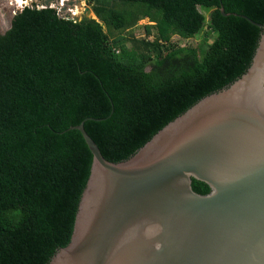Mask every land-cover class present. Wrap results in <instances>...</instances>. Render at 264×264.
Instances as JSON below:
<instances>
[{"label":"trees","instance_id":"16d2710c","mask_svg":"<svg viewBox=\"0 0 264 264\" xmlns=\"http://www.w3.org/2000/svg\"><path fill=\"white\" fill-rule=\"evenodd\" d=\"M89 1L96 20L32 5L0 34V264H48L69 243L92 163L69 127L84 122L107 161L126 160L245 73L261 30L240 16L264 25V0ZM143 19L153 39L131 34ZM204 28L215 38L201 58L170 41Z\"/></svg>","mask_w":264,"mask_h":264},{"label":"water","instance_id":"95a60500","mask_svg":"<svg viewBox=\"0 0 264 264\" xmlns=\"http://www.w3.org/2000/svg\"><path fill=\"white\" fill-rule=\"evenodd\" d=\"M34 3L81 19L70 12L81 0ZM83 16L96 20L91 1ZM240 17L261 30L245 73L126 160L107 161L84 122L68 128L92 163L70 241L48 264H264V25Z\"/></svg>","mask_w":264,"mask_h":264},{"label":"rangeland","instance_id":"374dc122","mask_svg":"<svg viewBox=\"0 0 264 264\" xmlns=\"http://www.w3.org/2000/svg\"><path fill=\"white\" fill-rule=\"evenodd\" d=\"M32 1H33V3H31L28 6L31 7L32 5H35V3H34L35 0H32ZM87 1L88 0H81V5L79 7L74 8L77 11L76 16H79L81 18L83 17L84 7L86 6ZM12 6H13L12 1L0 0V34H4L10 28L11 20L15 16L13 14V7ZM51 7L56 9L59 12V14H61L60 8L57 7L56 4L51 5ZM74 9H72L70 11L71 14L74 11ZM200 12L205 16L206 21H208L209 11L200 9ZM61 16H63V17L69 16L71 18L70 13H67V14L62 13ZM152 25H153V23L149 22L148 19H143V20H140L137 23V25L130 32L136 38L148 37V39H153L155 37V31L152 28ZM146 27H149V30H150L149 35H147V33H146V29H145ZM103 30L106 31V28H103ZM206 35H207L206 30L204 28L194 38L181 39L177 36H173L170 39V41L179 47L189 46L192 48H197L198 58H201L202 52H203L202 48L205 49L210 43H212V41L215 38L214 35H209L207 37H206Z\"/></svg>","mask_w":264,"mask_h":264},{"label":"built area","instance_id":"2783aa9c","mask_svg":"<svg viewBox=\"0 0 264 264\" xmlns=\"http://www.w3.org/2000/svg\"><path fill=\"white\" fill-rule=\"evenodd\" d=\"M9 1H12V0H9ZM23 1H29V2H27V3H24V4H22V5H20V4H18L17 2H15V4L13 3V14L14 15H16V13L17 12H21L25 7H30V6H28V5H30L31 3V1L32 0H23ZM17 3V4H16ZM30 3V4H29Z\"/></svg>","mask_w":264,"mask_h":264},{"label":"bare ground","instance_id":"6f19581e","mask_svg":"<svg viewBox=\"0 0 264 264\" xmlns=\"http://www.w3.org/2000/svg\"><path fill=\"white\" fill-rule=\"evenodd\" d=\"M12 2L15 4V2H17L18 4H20V5H22V4H24V3H27V2H29V1H23V0H12ZM16 3V4H17ZM77 9V8H76ZM76 10L74 9V11L72 12V14H74V15H76Z\"/></svg>","mask_w":264,"mask_h":264}]
</instances>
